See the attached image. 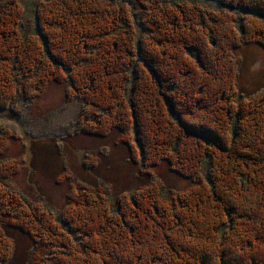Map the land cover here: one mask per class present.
<instances>
[{
    "label": "trees",
    "instance_id": "16d2710c",
    "mask_svg": "<svg viewBox=\"0 0 264 264\" xmlns=\"http://www.w3.org/2000/svg\"><path fill=\"white\" fill-rule=\"evenodd\" d=\"M219 1L244 14L137 0L135 18L115 0H36L32 27L0 0V110L66 83L81 103L74 134L116 131L152 177L116 202L73 182L57 216L8 185L21 159L0 164V264L13 252L4 227L30 240L27 264H264V91L240 96L235 55L264 48V0ZM162 163L192 184L163 194Z\"/></svg>",
    "mask_w": 264,
    "mask_h": 264
},
{
    "label": "rangeland",
    "instance_id": "374dc122",
    "mask_svg": "<svg viewBox=\"0 0 264 264\" xmlns=\"http://www.w3.org/2000/svg\"><path fill=\"white\" fill-rule=\"evenodd\" d=\"M35 1L17 0L23 11L22 21L32 27ZM115 1L125 3L134 17L140 7L137 0ZM159 1L167 4L195 2L211 10L244 14L243 10H230L219 0ZM235 55L240 58L237 76L240 96L247 97L260 89L264 91V48L257 44L244 45ZM67 86L66 83L52 84L42 96L20 100L9 110H0V142L3 146L7 143L6 152L0 151V164L21 159V168L10 175L8 185L24 200L40 203L57 216L66 204L73 182L103 187L108 190L109 199L116 202L118 197L130 195L152 180L151 176L138 173L141 162L133 163L127 147L116 143V131L103 138L74 134L81 103L75 98H66ZM153 176L161 182L163 194L184 190L192 184L172 174L163 163L153 168ZM4 229L13 244L6 264H27L30 240L15 229Z\"/></svg>",
    "mask_w": 264,
    "mask_h": 264
}]
</instances>
